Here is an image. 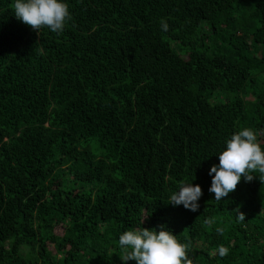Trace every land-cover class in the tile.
Here are the masks:
<instances>
[{"label":"trees","instance_id":"obj_1","mask_svg":"<svg viewBox=\"0 0 264 264\" xmlns=\"http://www.w3.org/2000/svg\"><path fill=\"white\" fill-rule=\"evenodd\" d=\"M66 2L54 33L0 0V264H125L142 227L191 264H264V174L208 191L233 133L264 148V0Z\"/></svg>","mask_w":264,"mask_h":264},{"label":"clouds","instance_id":"obj_2","mask_svg":"<svg viewBox=\"0 0 264 264\" xmlns=\"http://www.w3.org/2000/svg\"><path fill=\"white\" fill-rule=\"evenodd\" d=\"M14 15L34 30L48 27L54 33L62 32L71 19L66 0H15ZM163 29L167 30L166 23ZM218 156L219 164L212 165L208 173L212 177L208 191L214 193L217 201L234 192L242 179L251 182L256 177L253 173L264 174V148L252 128L246 127L233 133ZM259 177L261 179V175ZM202 196L199 184L183 182L171 194L170 204L174 207L183 205L185 209L197 212ZM238 217L245 220L243 213ZM118 243L125 251V264L130 260L136 261V264H191L188 246L180 243L176 235L164 227L159 231L144 227L124 231L119 235ZM218 253L224 257L229 249L220 246Z\"/></svg>","mask_w":264,"mask_h":264},{"label":"rangeland","instance_id":"obj_3","mask_svg":"<svg viewBox=\"0 0 264 264\" xmlns=\"http://www.w3.org/2000/svg\"><path fill=\"white\" fill-rule=\"evenodd\" d=\"M91 186H92L91 184L87 185L88 188H90Z\"/></svg>","mask_w":264,"mask_h":264}]
</instances>
